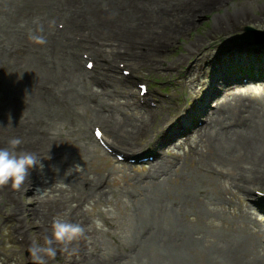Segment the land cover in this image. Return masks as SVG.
Segmentation results:
<instances>
[{
    "label": "rangeland",
    "instance_id": "1",
    "mask_svg": "<svg viewBox=\"0 0 264 264\" xmlns=\"http://www.w3.org/2000/svg\"><path fill=\"white\" fill-rule=\"evenodd\" d=\"M168 1L169 0H161V2L166 4H168ZM237 1L242 2L237 3ZM151 2L152 1L149 0L150 5ZM251 2L252 0H232L226 6L216 5L215 7L209 6L207 8H204L201 2H196L186 8V12L192 11L193 8V12L190 14L193 19L191 24L182 26L184 24L181 22H175L174 20H176L179 14L172 11L168 16L162 14L157 16L162 27L165 26L164 32L158 33L149 30L145 32L143 36L137 35L141 40H145V38L151 35H156L157 39L154 43L158 44L159 47L149 49L143 57L140 56L143 49L141 47H133V51L126 54L124 58H118L115 61L122 60L127 63L134 70L133 73L141 80L151 81L150 78L161 80L160 82L154 83L153 86L158 87L163 83L162 88L174 93L176 95V100L170 101L164 108H160L159 110L137 107L133 110L130 109L126 111L130 114L136 113L138 118H140L135 121V133L133 134H136L137 137L134 139V145H130L125 138L121 137V133H124V131L122 127L118 125V121L116 124H111V133L106 131L105 124L100 120L95 119L89 121L88 118L85 119V129L90 138V145L82 146L84 154L81 157L78 156L75 158L72 151V143L70 142L71 136L70 138L68 137L69 139L63 137L58 144L54 141L47 144V146L52 148L55 152L62 154V156L59 157V160L56 159L51 163H47L45 159L40 162V165L46 166L50 170L48 178L40 177V179H44L48 182L53 180L52 185L56 187L55 193H65L67 196H70L71 200L67 201L65 204L52 202V194L47 195V191L36 194L34 188L30 189L29 186H27L29 188H26L25 192L21 195L14 193L10 185L0 186V264H34L28 251L30 242L35 240L37 243H43L44 236L42 235L51 234V223L53 219L57 216H61L68 220V215L70 216L71 214H73L76 223L83 229L78 235V238L82 240L81 243H79V247L84 246L83 238L85 229L91 226V229L94 231L93 239L96 245L100 243L99 250L104 256V258H99L100 261H106L105 259L108 253L115 254L114 257L107 259L106 262L109 264L127 261L126 259L129 257L130 253L129 248L135 250L137 244L135 240L132 239L134 228L135 230H139L147 225L154 227L155 225H159L160 222L165 226V230L161 232L170 233L167 235L170 239H154L152 245L144 249V251H146L144 257L147 256L145 263L148 262L146 264H152L157 256L159 259L158 264H178L179 261L182 262V264H236V262L237 264H241L245 262L246 253L249 248H251V250H256V248L257 250L264 249V232L261 234L259 232L257 233L256 222L251 223V221L238 214V208H236V206L232 208L227 204L229 203L228 201H230L227 195V188L233 187L232 181L235 175L240 174L239 180L241 181L243 176L248 174L252 181L251 184L254 185V187L264 188V174H260L259 171L255 170L256 179L252 180L251 171L245 167L246 163L242 162L240 159L241 156L246 154L248 161L261 160L263 164L264 152H261V148L264 147V143H261L253 150L250 149L249 146H246L247 148L245 150L241 149L238 151L237 156H229L223 160L214 156L211 169L204 170L197 166L196 158L198 155L196 156L192 147L195 145V140H198L199 131L207 129L206 124L202 127L198 126L199 128L196 132H193L183 142L173 143L171 146L166 147L165 150L149 142L152 134L166 133L167 130L158 131V129H167L168 120L173 118L178 110L181 109L184 111L183 107L195 102V100H193L194 98H201V96L198 95V89L189 86V79H197L198 81L196 80V83L199 82L197 86L199 88L204 81H209V69L211 66L221 65V63H226L227 59L233 58V60L231 59V61H229L227 66H233L235 64L233 66L235 70L238 63L242 64L240 61L246 62L242 60V57L240 58L237 56L236 52H242L243 55L247 53L251 56V53L254 51L253 43L243 41L241 38L243 31L236 28V25H250L264 32V11L257 10L258 7L262 8L264 6V0H259L256 3ZM241 3L247 4L246 8L251 10L249 11V13L252 14L251 21L246 23H241L245 22L241 21L239 24H237V22L232 24L229 23L228 18L230 17V13L227 12L224 14V10L226 9L227 11L228 8L231 9L232 7L230 4ZM194 4H196V6H193ZM233 6L235 7L236 5ZM199 7H202V10H195L196 8L199 9ZM99 14L100 12L97 13L96 24L97 29H100L101 32L99 33L102 35H107L110 31L114 32L113 29L119 32L120 29L128 30L130 27V24H127L128 26L126 25V28H122L126 20L119 16L115 24L109 26L110 29H108V31H103L102 26L98 23V21H100L99 19H101V15ZM109 14L110 13L106 12L101 20L110 19ZM219 14L222 15L218 16ZM89 18L90 20L92 19L91 16H89ZM238 19H241V14ZM171 21H174L171 28H166L167 23ZM126 37L127 36H125V38ZM125 38H123V40ZM159 38L164 39V41L161 42ZM129 40L131 39L124 40L121 45L125 47L127 43H131V41L128 42ZM0 41L4 43L7 39L2 37ZM190 46L194 47V55H198L199 52L204 50L200 57L204 62L205 60H211L212 65L208 66L207 70H204L205 72H199V63L202 61L194 59V55L191 57L186 55ZM258 54H264V50ZM148 57L151 58L150 61L146 60ZM234 57L237 59H234ZM164 60H168L167 65H178L179 70L175 73H163L161 67L163 66L162 63ZM130 63H132V65H130ZM251 63H256V60L250 58L245 65H250ZM191 64H193V66L190 70L189 66ZM234 70L230 71V73L228 71L225 73L226 77L231 76V79H229L230 81L233 80L235 82V75H232ZM201 73L206 75L205 77L207 78L201 77L199 81L198 76ZM238 76H244V74H239ZM263 86L264 81H260L258 85L254 84L253 87L256 89L252 93V96L256 97L260 95ZM38 91L40 92V90ZM120 100L122 101L124 99L121 98ZM178 103L180 109H177ZM201 103L205 104L207 100L204 99ZM68 106L69 104L67 103V108L64 113L73 115L74 113H69L68 108L70 106ZM142 116H149V125L146 131L141 129L140 121H142ZM39 117L40 115L36 112V119ZM162 118H164V120H162ZM36 123H39V126L46 127V124L42 122L37 121ZM92 123L101 124L106 131V140L120 151L131 152L135 150L139 152L140 149L141 151L154 149L163 150L164 156L170 161L173 160L175 156L179 158L182 156L184 159L181 165L185 166V171H190L193 184H195L194 189L189 192L184 189V183L186 180L190 179L187 172L174 170L177 174L165 185L167 190L168 188L170 189L172 196L180 199V206L174 204L170 197L164 194L157 200V204L154 207L155 214L148 215L147 210H143L136 219L131 213H135L137 209L134 208L131 211L130 208L127 207V204L132 205V194H136L138 189L147 183L148 179L143 180L135 176L139 174H148L151 170V162L143 165H127L125 163L115 162L113 158L103 151L97 142L93 141L94 139H92L90 131ZM128 123H130V121H128ZM7 125L10 127V124ZM252 128L253 127H250L249 129ZM253 129L255 132L259 131V133L264 134V125H255ZM85 135L86 134H84V136ZM225 144L226 143L218 145L217 149L215 147L214 152L217 153V156L222 152L225 154V147H227V152H229L231 148ZM232 144L235 146L236 142L233 141ZM224 160H227V162ZM62 161L66 162V164L61 169L54 171V168L62 164ZM166 165L167 164H165V166ZM195 166L198 167L197 171L194 169ZM106 173H110L108 184L105 185L103 189H97V180H101ZM241 173L243 175H241ZM67 174H77L81 178L91 179L93 184L90 187H85L80 184L79 188H82L81 192L78 193L76 192L77 190L69 187L67 183L63 182V178ZM37 188L39 189L40 186H37ZM229 191L234 196L233 200L238 203L241 202L243 207L246 208V205L250 204V202L244 199V195H240L236 189H233L235 193L230 189ZM74 192L77 193L78 196L82 195V198L74 196ZM200 192H203L206 197L204 201L201 200L198 194ZM139 193H142V191H139ZM12 194H15V197H12ZM179 194L184 195L179 198ZM40 196H47L49 198L45 199H50L51 201L42 203L43 199L40 198ZM186 200L190 202L187 203ZM176 206L180 207L179 211L176 210ZM178 207L177 209H179ZM251 210L256 212L252 206ZM1 212H12V214H14L9 217ZM104 214H108L110 219L107 220V218L103 216ZM201 214L203 215L201 216ZM252 216H254V214ZM47 217L53 219H48ZM188 217H193V219L189 220ZM255 217L252 219L255 220ZM40 219L46 223H44V226L38 228V224L41 223ZM244 219L247 222H244ZM209 222L211 223L209 224ZM19 224H21V228L17 227ZM27 224H29V226H25ZM112 225L113 227H110ZM173 227H176V229H173ZM203 229L205 231L211 229V233H209L204 240H200L197 236L200 235ZM45 230L46 232H44ZM95 231H97V233ZM158 234L159 233L156 235ZM202 234L201 238H204V233ZM34 235H38V238L35 239L33 237ZM160 235L163 234L161 233ZM18 236H23L24 240L19 241L17 239ZM87 237H92V234L89 233ZM72 241L64 245L63 248H73ZM55 247L57 251H59L56 245ZM16 248H20L21 251L14 252ZM155 252H157V255ZM64 254V252L63 254L59 253L62 257V263L64 261ZM135 254L139 256L140 253L135 251ZM81 262L82 264H86V261H80L79 264H81ZM49 263H53V258H51V262L49 261Z\"/></svg>",
    "mask_w": 264,
    "mask_h": 264
},
{
    "label": "bare ground",
    "instance_id": "2",
    "mask_svg": "<svg viewBox=\"0 0 264 264\" xmlns=\"http://www.w3.org/2000/svg\"><path fill=\"white\" fill-rule=\"evenodd\" d=\"M151 1L150 5L149 0H0V38L3 37L7 39L6 42L17 44L20 47V53L11 59L6 58L4 52H0V133H3L0 135V145L4 144L8 138L16 136L22 141L18 146L19 148L30 149V151H44L46 148H49L47 144H50L52 141L58 144L63 137L70 138L71 136L70 142L72 143V151L75 158L81 157L84 154L82 146L90 145V138L85 129L86 118L89 121L100 120L105 124L106 131L111 133V124H116L118 121V125L124 131V133H121V137L125 138L130 145H134V139L137 137L136 134H133L135 133V121L140 118H138L136 113L130 114L126 111L133 110L137 105L124 96L130 94V92L122 88L125 83L122 80L124 77L115 76L112 67H116V59L124 58L125 56L119 57L124 53L120 54L118 51L120 48H123L121 44L124 40L126 41V39L130 38L131 40L128 42H138L140 37L137 35L143 36L149 29L159 33L165 31V26L162 27L157 16L152 13L151 7L153 9L154 0ZM175 1L177 2L175 7L169 3L170 13L168 15L172 11L176 12L179 16L174 21H179L184 24L182 26H185L193 22L190 15L193 12V8L192 11L186 12V8L193 3L201 2L202 6L207 8L209 6L215 7L216 5L226 6L232 0ZM257 1L259 0H252L251 3H256ZM230 5L231 9L224 10V14L230 13V17L228 18L229 23L237 22L239 24L241 21H245L241 23L251 21L252 14L249 13L251 10L246 8L247 4ZM233 5L236 6L234 7ZM193 6H196V4ZM199 10H202V7ZM257 10L264 11V6L262 8L258 7ZM98 12H100L101 19L106 12L110 13V19H99L100 21H98L103 31H108L110 29L109 26L115 24L119 16L126 20L122 28H126L127 24H130V27L128 30L120 29L119 32L113 29L114 32L110 31L107 35H102L100 34V29H97L96 24ZM141 12H143V15L139 17ZM240 14L241 19H238ZM89 16L92 17L91 20ZM174 21L168 22L166 28H171ZM55 22H62V26L57 27ZM125 36L127 37L125 38ZM32 37H40L41 39H33ZM88 38H90L89 41L87 40ZM123 38L125 39L123 40ZM146 40L148 43L144 46L145 50L141 51L140 56H144L149 49L159 47L158 44L150 42L148 38ZM6 42L4 43L5 46L8 45ZM87 46L97 48L95 52L96 56L97 54L99 56L96 59L103 71L100 74L112 77L110 88L106 89L102 87L100 90L94 88L95 86L99 88L98 83L101 82V77L95 72V65L90 70L89 75L88 68L83 65L85 61L84 57L78 52L81 48H86ZM137 46L140 45L137 44ZM193 49V46L188 48V53H186L188 57L194 55ZM259 49L262 52L264 45L259 46ZM130 52L127 48L126 54ZM203 52L204 50L198 55H194V59L202 61L200 67L202 72H205L204 70H207V67L212 64L211 60H205L204 62L200 58ZM90 55L92 54L90 53ZM236 55L246 61L243 65L250 58H256L255 60L262 64L264 72V54L259 55L252 52L251 56H249L247 53L243 55L242 52H236ZM231 59L233 60V58ZM231 59H227L226 63H221V65L211 66L209 69V81L206 84L203 83L206 85L204 88L199 89L201 98L198 97V99L200 101L206 100L209 97L210 104L208 108L205 104H199V102L195 101L194 109L198 107L202 110H193L191 113L183 112L182 115V119L185 120H191L200 116H203L206 121L208 120L206 122L207 129L200 130L198 133V140H195L197 148L194 150L196 156L198 155L196 164L204 170L211 169L214 156L223 160L229 156H237L238 151L241 149L245 150L246 146H249L253 150L261 143H264V134L259 133V131L255 132L253 129L255 125H264V86L260 91V95L256 97L252 96L253 89L251 88L254 82L258 81L259 83L264 79L256 80L255 77H251L246 83L242 80L230 81L229 77H226L225 72L232 70L235 65L227 66ZM234 59L237 58L234 57ZM256 65L257 63H252V69ZM107 66L108 69H106ZM192 66L193 64L189 66L190 70ZM201 74L204 78H207L205 77L206 75ZM196 80L189 79V86L196 87ZM39 84L51 90V100H48V96H44L41 91H38L36 87ZM39 98L45 100V103H48L47 105L50 106L46 114L41 111V108H47L46 105H40L38 107L40 110L36 106L35 100ZM121 98L124 100L121 101ZM67 103L70 106H68L69 113H74L73 115L64 113ZM196 104L199 105L197 106ZM16 112L21 114L20 119L14 116ZM36 112L40 115L37 119ZM141 118L148 119L147 116H142ZM37 121L46 124V127L39 126V123H36ZM191 123L192 126L195 124L194 121H191ZM7 124H10V127ZM250 127L253 128L249 129ZM197 129H195V132ZM53 132L55 135H53ZM84 134L86 135L84 136ZM233 141L236 142L235 146L232 144ZM149 142L165 150L168 147L167 143H173V138L172 135L162 132L155 135L152 134ZM223 143H226L225 145L231 149L227 152V147H225V154L222 152L217 156V153L214 152L215 147L217 149L218 145ZM31 146L33 149H31ZM36 146H40L41 148ZM261 152H264V147L261 148ZM155 158L156 160L151 164V170L148 174L135 176L143 180L148 179L147 183L142 185L136 194H132L133 200L130 207L131 210L137 209L134 213L135 215H139L143 210H147L148 215L155 214L154 207L157 204V200L164 194H167L174 204L180 206V199L172 196L170 189L168 188L167 190L165 185L174 178L178 170L187 172L190 176V179L184 183V189L188 192L194 189L195 184H193L190 171H185V166L181 165L184 159L182 156L181 158L175 156L171 161L166 156L161 158L159 154H156ZM240 159L246 163L245 167L251 171L252 180L256 179L255 170L259 171L260 174H264V163L262 164L261 160L248 161L246 154L241 156ZM224 161L227 162V160ZM65 164L66 162L62 161V166ZM165 164L167 165L165 166ZM197 166L194 168L195 171L198 170ZM61 168V164H59L54 168V171ZM49 174L50 170L48 167L40 165L37 160V166H34L30 170L29 175L26 176L21 186L13 188L14 193L21 195L25 192L26 188L30 187V189L34 188L36 194L42 191H47V195L52 194V202L65 204L67 201H70L71 197L65 193H55L56 187L52 185L53 180L48 182L40 179V177L48 178ZM109 176L110 174H105V177H108V179ZM37 186H40V188L38 189ZM139 191H142V193H139ZM198 194L201 200L204 201L206 198L204 193L200 192ZM73 195L77 198H82V195L78 196L75 192ZM183 195L179 194V198ZM11 196L15 197V194ZM40 198L43 199L42 203H44L45 198L49 197L40 196ZM49 201L51 200L49 199ZM186 202L189 203L190 201L186 200ZM178 206H176L177 211L180 210ZM239 214L245 218L248 216L243 212ZM84 221L88 222L87 220ZM244 222L247 221L244 219ZM44 223L46 222L41 220L38 228L44 226ZM25 226H29V224ZM91 228V226H88L85 229L84 246L78 248L76 244L77 252L72 247L62 249V251L66 254L68 252L70 255V258L66 255L65 259L68 261L65 260L63 264H68V262L69 264H79L80 261H86V264H99L97 255L100 253V251L97 252L99 244L96 245L93 239L94 231ZM153 228L156 230L152 231L151 229ZM173 229H176V227H173ZM133 230L132 239L135 240L137 246L135 250L129 248L130 253L126 259L127 261H120L117 264H144L147 257H144L146 254L144 249L152 245L154 239H170L167 236L170 233L161 232L165 230L164 227L141 228L139 230H135L134 228ZM95 232L97 233V231ZM89 233L92 234V237L88 238ZM147 233H151V236L149 234L147 236ZM157 233L159 234L156 235ZM161 233L163 235H160ZM202 233H204V238H201ZM209 233H211V229L208 231L202 230L197 238L204 240ZM33 237L37 239L38 235H34ZM81 241V238L76 239V242ZM56 246L58 245L56 244ZM250 250L251 248L247 250L246 260L241 264H264V252H261L260 249ZM135 251L140 253L139 256L135 254ZM155 254L157 255V252ZM158 262L157 256L152 264H158ZM105 264L109 263L105 262ZM178 264H182V262L179 261Z\"/></svg>",
    "mask_w": 264,
    "mask_h": 264
},
{
    "label": "clouds",
    "instance_id": "3",
    "mask_svg": "<svg viewBox=\"0 0 264 264\" xmlns=\"http://www.w3.org/2000/svg\"><path fill=\"white\" fill-rule=\"evenodd\" d=\"M41 39L40 37H32ZM53 135L55 133L53 132ZM21 139L12 136L0 145V186L10 185L19 188L30 170L37 166V156L34 152L19 148ZM83 229L77 223H73L61 216H57L51 223V234L44 235L43 243L32 240L28 251L34 264H47V260L55 257L57 243L67 245L74 240Z\"/></svg>",
    "mask_w": 264,
    "mask_h": 264
},
{
    "label": "water",
    "instance_id": "4",
    "mask_svg": "<svg viewBox=\"0 0 264 264\" xmlns=\"http://www.w3.org/2000/svg\"><path fill=\"white\" fill-rule=\"evenodd\" d=\"M249 29H251V28H249ZM255 32H256V34L257 35H260L259 37V39H258V41H264V32H262V31H260V30H255V29H253Z\"/></svg>",
    "mask_w": 264,
    "mask_h": 264
}]
</instances>
